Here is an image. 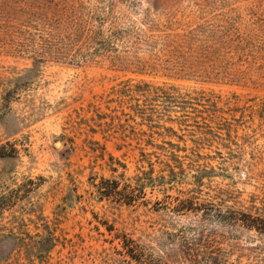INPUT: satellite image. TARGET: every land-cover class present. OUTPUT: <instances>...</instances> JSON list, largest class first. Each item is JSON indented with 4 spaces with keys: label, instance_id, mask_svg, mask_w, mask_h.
<instances>
[{
    "label": "rangeland",
    "instance_id": "374dc122",
    "mask_svg": "<svg viewBox=\"0 0 264 264\" xmlns=\"http://www.w3.org/2000/svg\"><path fill=\"white\" fill-rule=\"evenodd\" d=\"M125 244L264 264V0H0V264Z\"/></svg>",
    "mask_w": 264,
    "mask_h": 264
},
{
    "label": "trees",
    "instance_id": "16d2710c",
    "mask_svg": "<svg viewBox=\"0 0 264 264\" xmlns=\"http://www.w3.org/2000/svg\"><path fill=\"white\" fill-rule=\"evenodd\" d=\"M116 187L117 186L115 184L114 185L112 184L111 187H110L111 191L115 192V193H118V194H121V192L116 191ZM111 191H109V192H111ZM247 226L255 227L257 230L263 231L261 229V227H258L257 225H254V223H248ZM125 247L127 249L126 251H127L128 255H129V257L133 261H135L137 264H167V262L163 261V259H160L159 257H153L151 254H146L144 256L143 253L138 251V249L136 248L135 245L125 244ZM191 251H192V253H190V254L192 256H194L193 260H195L197 262V264H199V262H200V261H198V251H199V249L193 248ZM212 262H215V261H213V259H212ZM213 264H215V263H213Z\"/></svg>",
    "mask_w": 264,
    "mask_h": 264
}]
</instances>
